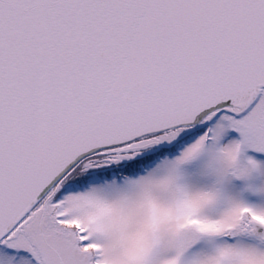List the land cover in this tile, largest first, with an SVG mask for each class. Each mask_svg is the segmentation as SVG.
<instances>
[{"label":"snow or ice","instance_id":"obj_1","mask_svg":"<svg viewBox=\"0 0 264 264\" xmlns=\"http://www.w3.org/2000/svg\"><path fill=\"white\" fill-rule=\"evenodd\" d=\"M0 264H264V0H0Z\"/></svg>","mask_w":264,"mask_h":264}]
</instances>
